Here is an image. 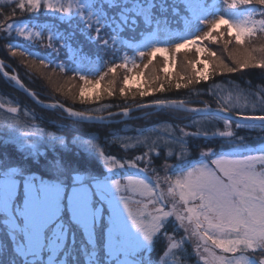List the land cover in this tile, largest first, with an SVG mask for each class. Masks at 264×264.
I'll use <instances>...</instances> for the list:
<instances>
[{
    "label": "rangeland",
    "instance_id": "rangeland-1",
    "mask_svg": "<svg viewBox=\"0 0 264 264\" xmlns=\"http://www.w3.org/2000/svg\"><path fill=\"white\" fill-rule=\"evenodd\" d=\"M108 1L0 3L42 9L67 22L80 20L87 33L100 34L105 42L110 36L114 45L119 46L117 41L122 44L116 57L119 61L106 70H100L97 53L89 51L85 56L94 57L91 62L71 55L78 60L79 74L66 75L59 68L62 63L56 64L59 77H51L62 83L56 88L62 87L71 101L97 97L102 89L116 88L117 81L121 89L138 85L153 89L164 75L205 77L211 67L215 71L221 68L212 60L222 59L225 52L223 47L215 51V43L206 41L213 31L225 33L223 46L243 49H238L240 68L250 65L244 62L249 61L247 49L253 46L257 64L264 62V0H249L248 4H243L244 0H214L210 8L203 7L200 0H186L193 14L190 22L173 27L161 21L157 32L145 38L136 37L143 23L129 29L135 8L147 19L159 9L139 7L147 6V0H111L109 4L121 10L116 15L105 5ZM114 24L120 25L116 31ZM12 31L19 42L43 37V32L22 25ZM129 38L137 41H126ZM8 51L12 59H25L24 53ZM25 65L33 76L46 77L45 73L54 71L34 59L27 58ZM231 105L228 109L233 111L239 104ZM21 120L18 110L0 98V125L13 127ZM164 126L161 131L134 138L128 148H138L141 142L157 147L170 143L173 139ZM232 132L221 135L232 136ZM207 151L202 155L212 153ZM144 158L106 160L104 174L52 159L44 165V172L34 173L28 165L0 155V264H188L180 254L185 240L197 264H264V151L205 158L178 174L170 173L172 165L165 162L160 170L151 169L153 158L148 152ZM161 241L164 254L155 258Z\"/></svg>",
    "mask_w": 264,
    "mask_h": 264
},
{
    "label": "trees",
    "instance_id": "trees-1",
    "mask_svg": "<svg viewBox=\"0 0 264 264\" xmlns=\"http://www.w3.org/2000/svg\"><path fill=\"white\" fill-rule=\"evenodd\" d=\"M200 1L203 7L210 8L214 0ZM110 2L111 0L105 3L108 10L118 15L121 10H118L114 4H109ZM146 3L147 6L139 5V7L147 9L153 6L160 11L153 14L147 21L142 17L150 28L156 27L161 21L166 22H163L164 25L181 27L184 22L187 20L190 22L193 17L186 0L152 2L147 0ZM248 3L249 0L243 1V4ZM252 6L257 7L256 3ZM244 7L246 6L241 8ZM136 10L137 8L135 12ZM72 22L63 21L56 14H49L42 9L35 10L24 5L0 3V58L5 63L6 69L15 71L25 85L32 89L42 101H57L92 115L113 113L162 100L192 101L195 105L207 102L213 107L230 111L229 105L232 106L231 103L234 102L239 105L235 106L236 110L231 111L233 113L264 115V62L260 66L257 64L258 55L256 47L253 46L247 49L249 61L244 62L250 65L240 68L241 52L238 49H243L237 47L233 50L223 46L225 33L222 31H213L212 34L210 33L211 36L209 35L211 39L206 40L215 43L213 44L215 51H220L223 47L225 52L222 59L212 60L221 68L215 71L214 67H211L205 77L185 78L180 74L173 77L164 75L155 81L154 90L139 85L121 89L118 88L120 81H117L116 88L102 89L97 97L81 102L71 101L62 87L56 88L62 83L56 77L53 79L51 77L55 75L59 77L55 70L58 69L56 64L62 63L59 68L65 70L66 75H69L68 72L79 74L76 68L78 60L73 59L71 55L75 54L76 58L91 62L94 57L85 56L89 51V54L97 53L95 60L100 64V70H106L119 61L116 57L120 54L119 46L122 45L118 41L119 46L114 45L109 40L110 36L105 42L100 34L95 35L92 31L87 33L84 29L87 26L80 20ZM138 24L139 22L132 16L129 29ZM19 25L43 32V37L41 40L32 37L19 42L12 31ZM114 28L116 31L120 25L114 24ZM8 50L24 53L22 55L25 59H12ZM27 58L38 60L47 69L54 71L45 73L46 77L43 74L30 75L25 65ZM161 75L159 74L156 78ZM71 94L74 95L73 92ZM0 98L5 105L17 109L23 119L21 125L13 127L0 125V155L13 163L28 165V170L34 173L44 172V165L50 160L61 159L77 169L104 174L106 160L134 161L138 157L145 159V152H148L153 158L149 163L151 169L160 170L165 162L172 165L170 173L178 174L188 170L190 166L202 163L205 158L207 160L220 156L233 158L264 151V125L239 124L213 115H199L176 109L158 110L153 107L132 112L127 118H124L125 115L117 114L109 118L114 120L113 122L75 120L65 116L58 109L38 106L1 74ZM161 126L168 129L170 132L168 136L173 141L158 147L141 142L138 148H128L133 144L134 138L142 137L154 130L161 131ZM183 130L189 131L190 134H186ZM228 130L233 131L232 136L221 135V132ZM196 133L199 136L195 135ZM206 150L212 153L202 155ZM103 153L107 158L103 157ZM191 248L190 243L185 240L180 252L182 260L188 264H197ZM164 251L165 244L162 243L155 258H159Z\"/></svg>",
    "mask_w": 264,
    "mask_h": 264
},
{
    "label": "water",
    "instance_id": "water-1",
    "mask_svg": "<svg viewBox=\"0 0 264 264\" xmlns=\"http://www.w3.org/2000/svg\"><path fill=\"white\" fill-rule=\"evenodd\" d=\"M0 74L2 75V77L11 80L13 82L14 87H16V89L27 95L38 106L43 108H58L63 112L64 115L76 120H86L89 122L103 121L117 114L129 115L135 110L149 108V107H156L158 109H176L184 112L198 113L200 115L218 116L220 118L227 119L239 124L264 125V116L239 115L222 108L213 107L207 103L203 104L202 106H197V105H191L188 101L177 102L173 100L140 105L137 107L123 109L113 113H108L105 115H92L88 113L79 112L72 108L65 107L60 103L43 102L39 100L36 94L28 87H26L25 84L16 74L10 73L5 69L4 63L1 60V58H0Z\"/></svg>",
    "mask_w": 264,
    "mask_h": 264
}]
</instances>
